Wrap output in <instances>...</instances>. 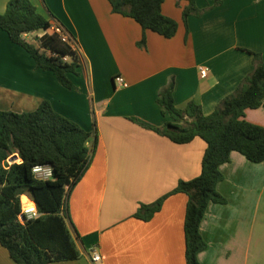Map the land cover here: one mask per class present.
Wrapping results in <instances>:
<instances>
[{
    "label": "crops",
    "instance_id": "obj_1",
    "mask_svg": "<svg viewBox=\"0 0 264 264\" xmlns=\"http://www.w3.org/2000/svg\"><path fill=\"white\" fill-rule=\"evenodd\" d=\"M9 1L0 0V14ZM31 1L74 41L82 61L79 75L70 74L77 90L38 69L32 56L0 31V110L30 112L48 100L60 114L98 131L92 164L68 201L81 256L50 264H92L93 250L104 264H187L186 194L168 197L150 221L134 216L141 204L198 177L207 147L201 138L177 144L156 132L170 121L157 99L174 81L177 108L193 101L205 115L215 111L253 71L249 51L264 61V0H223L217 7L215 0H198L199 8H212L187 24L188 2L165 0L164 15L178 23L172 38L114 13L109 0ZM201 67L209 70L205 78ZM118 76L126 86L116 82ZM246 119L264 126V106L247 109ZM221 171L225 178L218 191L227 203L208 206L201 224L208 247L199 261L264 264V162L252 163L234 151ZM0 264H15L1 244Z\"/></svg>",
    "mask_w": 264,
    "mask_h": 264
},
{
    "label": "trees",
    "instance_id": "obj_2",
    "mask_svg": "<svg viewBox=\"0 0 264 264\" xmlns=\"http://www.w3.org/2000/svg\"><path fill=\"white\" fill-rule=\"evenodd\" d=\"M164 1L109 0L114 13L133 18L144 31L172 38L178 23L164 15ZM185 1L188 2L183 11L185 24L189 17H201L223 3L215 0L211 8L201 9L198 0ZM50 27L51 22L31 0H10L6 11L0 14V31H5L13 43L30 54L38 69L53 72L65 88L77 90L70 74L79 75L82 61L72 46L63 42L57 33L42 36L40 47L28 43L23 36L47 31ZM145 42L144 36L139 45ZM249 53L253 55V71L211 114L205 115L201 105L193 101L184 109L177 108L174 81L157 99L170 121L162 128H154L156 132L177 144L201 138L207 147L198 177L181 180L172 192L154 203L141 204L134 216L150 221L168 197L186 194L187 264H201L198 255L208 247L201 233L208 206L227 203L218 191L219 183L225 178L221 166L231 161L234 151L252 163L264 162V126L246 119L247 109L264 106V61L260 53ZM95 127L92 131L83 128L57 112L48 100L30 112L0 110V244L15 264H50L80 258L69 225L68 201L94 159L98 146ZM14 157L16 160L10 161ZM37 165L50 166L53 178L38 179L33 173ZM23 208L37 210L38 215L29 217Z\"/></svg>",
    "mask_w": 264,
    "mask_h": 264
},
{
    "label": "built area",
    "instance_id": "obj_3",
    "mask_svg": "<svg viewBox=\"0 0 264 264\" xmlns=\"http://www.w3.org/2000/svg\"><path fill=\"white\" fill-rule=\"evenodd\" d=\"M43 33L42 36H44L45 34L49 33H57L58 35H60L61 39L63 42H66L68 44H70L72 46V49L74 51H76L78 54V50L76 49L75 45H74V41L72 40V38L67 34V32L64 30V28L62 27V25H60V23L57 22H51V27L49 30L41 32ZM36 35V33H31V34H24V38L27 40L28 38L32 37ZM38 39H41L42 36L38 35ZM65 60H68V57L64 58ZM208 68L206 67H201L200 68V74L202 78H205L208 76ZM116 82L121 85V86H126L125 80L123 79V77L118 76L116 78ZM33 173L34 175L41 180H48V179H52L53 178V170L50 166H43V165H37L33 168ZM25 213L29 216V217H34L37 216V210L35 211H31L28 212L27 210L25 211ZM91 262L92 264H104V259L103 256L97 251V250H93L91 253Z\"/></svg>",
    "mask_w": 264,
    "mask_h": 264
},
{
    "label": "rangeland",
    "instance_id": "obj_4",
    "mask_svg": "<svg viewBox=\"0 0 264 264\" xmlns=\"http://www.w3.org/2000/svg\"><path fill=\"white\" fill-rule=\"evenodd\" d=\"M38 35L36 34V35H34V36H32V37H30L28 40H27V42L28 43H30V44H32V45H34V46H36V47H40V39H38ZM30 40V41H29ZM27 196V195H26ZM28 198H29V196H27ZM31 199V198H30ZM21 201H22V198H21ZM31 201V200H30ZM29 201V202H30ZM23 212L25 213V211H24V208H23ZM26 214V213H25Z\"/></svg>",
    "mask_w": 264,
    "mask_h": 264
},
{
    "label": "water",
    "instance_id": "obj_5",
    "mask_svg": "<svg viewBox=\"0 0 264 264\" xmlns=\"http://www.w3.org/2000/svg\"><path fill=\"white\" fill-rule=\"evenodd\" d=\"M16 160V157H14L13 159H11L10 161ZM24 216H22V220H23Z\"/></svg>",
    "mask_w": 264,
    "mask_h": 264
},
{
    "label": "bare ground",
    "instance_id": "obj_6",
    "mask_svg": "<svg viewBox=\"0 0 264 264\" xmlns=\"http://www.w3.org/2000/svg\"><path fill=\"white\" fill-rule=\"evenodd\" d=\"M28 212H31V211H28Z\"/></svg>",
    "mask_w": 264,
    "mask_h": 264
}]
</instances>
